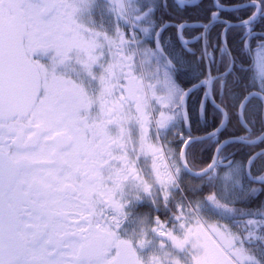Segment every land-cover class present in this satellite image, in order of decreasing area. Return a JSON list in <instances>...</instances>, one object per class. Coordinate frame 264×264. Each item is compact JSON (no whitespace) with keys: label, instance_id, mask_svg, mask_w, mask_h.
Returning <instances> with one entry per match:
<instances>
[{"label":"snow or ice","instance_id":"1","mask_svg":"<svg viewBox=\"0 0 264 264\" xmlns=\"http://www.w3.org/2000/svg\"><path fill=\"white\" fill-rule=\"evenodd\" d=\"M202 3L0 0V264H264V0Z\"/></svg>","mask_w":264,"mask_h":264},{"label":"flooded vegetation","instance_id":"2","mask_svg":"<svg viewBox=\"0 0 264 264\" xmlns=\"http://www.w3.org/2000/svg\"><path fill=\"white\" fill-rule=\"evenodd\" d=\"M183 1L185 3H183L182 5H192V6L201 4V2H202V0H183ZM218 2H219V0H218ZM223 2L225 4H227V3H229V0H223ZM209 6H211L210 0H203L202 7L203 8H206V7H209ZM223 11L226 14H228V13H234L236 10H235V8L225 7L223 9ZM182 15L185 16V17H187L188 18V24H191V26H188L185 29V35H186V37H191V36L195 35L196 34L195 29L199 28L200 27V24L199 23H194V21L199 20V18L204 15L203 10L197 11L195 9V7H190L184 13H182ZM213 23L215 24L216 21H214ZM210 28H212L211 25H210ZM172 31L173 30H169V31H166L164 33L165 38H167L169 40V43L170 44L174 43L173 36H172ZM212 32H213V37H214L215 36V29L214 28H212ZM193 46H196V45H193ZM198 99H199V94L194 91V94L192 96V100L191 99L188 100V106H191V105L195 106V105H197ZM189 101H191L192 104ZM209 110L211 111V108H209ZM201 116H203V113H201ZM196 118H197V120L200 119L197 116H196Z\"/></svg>","mask_w":264,"mask_h":264},{"label":"trees","instance_id":"3","mask_svg":"<svg viewBox=\"0 0 264 264\" xmlns=\"http://www.w3.org/2000/svg\"><path fill=\"white\" fill-rule=\"evenodd\" d=\"M172 38V37H171ZM173 40H174V37H173ZM173 44V43H172ZM185 79H187V78H185ZM191 100H192V98H190ZM191 104H192V102L191 101H189ZM196 108H197V105H195V106H193V105H191V106H189V110L191 111V113H192V127H193V135H197V134H199L200 133V131L204 128V126H205V117H204V115L203 116H201V114H200V116H199V120H197V118H196V116H197V113H196ZM209 112L211 113V111L209 110Z\"/></svg>","mask_w":264,"mask_h":264},{"label":"water","instance_id":"4","mask_svg":"<svg viewBox=\"0 0 264 264\" xmlns=\"http://www.w3.org/2000/svg\"><path fill=\"white\" fill-rule=\"evenodd\" d=\"M180 3L183 4L185 3L183 0H180ZM189 26H191V24H188Z\"/></svg>","mask_w":264,"mask_h":264}]
</instances>
